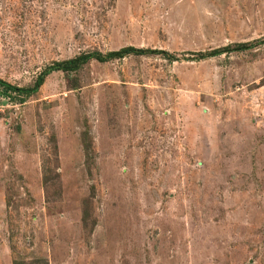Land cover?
Here are the masks:
<instances>
[{
	"label": "rangeland",
	"instance_id": "obj_1",
	"mask_svg": "<svg viewBox=\"0 0 264 264\" xmlns=\"http://www.w3.org/2000/svg\"><path fill=\"white\" fill-rule=\"evenodd\" d=\"M128 46L0 87V264H264V0H0L14 87Z\"/></svg>",
	"mask_w": 264,
	"mask_h": 264
},
{
	"label": "trees",
	"instance_id": "obj_2",
	"mask_svg": "<svg viewBox=\"0 0 264 264\" xmlns=\"http://www.w3.org/2000/svg\"><path fill=\"white\" fill-rule=\"evenodd\" d=\"M250 47L251 45H237L232 49L223 48L221 50H213L207 53L196 55V59L205 60L207 58L220 55L224 52L242 51L245 49H249ZM152 54H161L162 57H165L167 60L171 59V61L172 59H174V56H171V54H168L167 52H164L162 50L136 49V48L129 47V46L123 47L115 51L106 52L104 54H101L99 52H89V53L78 55L72 59H68V60H64L60 62H54L50 64L38 74V76L36 77L34 81V84L29 88H17L1 80H0V87L3 88L4 91L7 93L11 92L14 95L28 96V95L35 93L38 87L42 84L43 79L52 72L77 70L78 68H80L82 65L86 64L90 60H94L98 63H105L109 60L119 59V58H122L128 55L142 56V55H152ZM41 262L42 264H45V261L43 259L32 260L30 261V264H40ZM11 264H26V263L12 261Z\"/></svg>",
	"mask_w": 264,
	"mask_h": 264
}]
</instances>
